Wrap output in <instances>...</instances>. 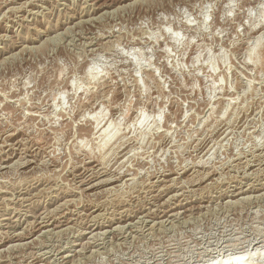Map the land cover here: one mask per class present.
Segmentation results:
<instances>
[{
    "label": "rangeland",
    "instance_id": "rangeland-1",
    "mask_svg": "<svg viewBox=\"0 0 264 264\" xmlns=\"http://www.w3.org/2000/svg\"><path fill=\"white\" fill-rule=\"evenodd\" d=\"M262 248L264 0H0V264Z\"/></svg>",
    "mask_w": 264,
    "mask_h": 264
},
{
    "label": "bare ground",
    "instance_id": "bare-ground-1",
    "mask_svg": "<svg viewBox=\"0 0 264 264\" xmlns=\"http://www.w3.org/2000/svg\"><path fill=\"white\" fill-rule=\"evenodd\" d=\"M80 21V20H79ZM80 24V23H79ZM22 46V45H21ZM103 128V127H102ZM108 128V127H107ZM106 128V129H107ZM104 130V129H103ZM105 131V130H104ZM106 132V131H105ZM20 162V161H19ZM90 170V169H89ZM94 171V170H93ZM90 173H92V172H90ZM92 175V174H91ZM80 178H83V177H80ZM118 179V178H117ZM81 180H84V181H89V179L88 178H86V177H84L83 179H81ZM203 180V179H202ZM99 181V180H98ZM107 181V180H106ZM73 182V181H72ZM82 183H83V181H82ZM85 183V182H84ZM92 185V184H91ZM91 187V186H90ZM163 187V186H162ZM248 187V186H247ZM112 189V188H111ZM253 191V190H252ZM233 192V191H232ZM243 191L242 190H240L239 192H237V193H235V191H234V193H235V196H237L238 194H240V193H242ZM164 193V192H163ZM201 198V197H200ZM242 199V198H241ZM245 199V198H244ZM236 200V199H235ZM173 203V202H172ZM251 203V202H250ZM225 207V206H224ZM190 209V208H189ZM192 211V210H191ZM173 214V213H172ZM199 216V215H198ZM47 217V216H46ZM96 217V216H95ZM40 218H42L41 216H40ZM45 218V217H44ZM155 218V217H154ZM182 218V217H181ZM46 219H48V218H46ZM46 219H40V221L38 222V223H41L42 225L41 226H44V227H46V228H48L49 226H51L52 225V223H48V221L46 220ZM46 220V221H45ZM93 220V219H92ZM124 220V219H123ZM164 221V220H163ZM59 222V221H58ZM100 222V221H99ZM94 223V222H93ZM92 223V224H93ZM97 224V223H96ZM128 224H130V223H128ZM57 225V224H56ZM95 225V224H94ZM100 225V224H99ZM107 226V225H106ZM55 227V226H54ZM89 227V226H88ZM94 227V226H93ZM24 228V227H23ZM52 228H53V226H52ZM90 229H92L91 227H89ZM95 228H97V226L95 225ZM99 228V227H98ZM130 228V227H129ZM49 230V229H48ZM106 230V229H105ZM47 231V230H46ZM43 232V231H42ZM98 232V231H97ZM102 232V231H101ZM97 234V233H96ZM228 234V233H227ZM7 236V235H6ZM14 236H15V233H14ZM92 236V235H91ZM9 239V238H8ZM261 239V238H260ZM249 241V240H248ZM256 241V240H255ZM254 242V241H253ZM24 245V244H23ZM233 245V244H232ZM263 247V246H262ZM255 248H257V247H255ZM261 248V247H260ZM17 249V248H16ZM258 249V248H257ZM254 250H256V249H254ZM263 250V251H262ZM262 250L260 249L259 251L261 252H263V253H261V254H263V256H259V258H256V257H253V256H255V254H256V256H257V254L259 253L260 254V252L258 251V253H254L253 254V252L251 253L252 255H249L250 254V252H249V254L247 253L248 251L247 250H234V251H231V252H229V253H227V254H222L221 256H220V258H218V260H217V258L215 257V258H210L209 257V259H207V260H203V261H201V262H197V263H195V264H264V249L262 248ZM42 251V250H41ZM78 251V250H77ZM256 252V251H255ZM218 253V252H217ZM258 254V255H259ZM57 256V255H56ZM66 257V256H65ZM32 259V258H31ZM205 259V258H204ZM63 261V260H62ZM66 263V262H65Z\"/></svg>",
    "mask_w": 264,
    "mask_h": 264
}]
</instances>
